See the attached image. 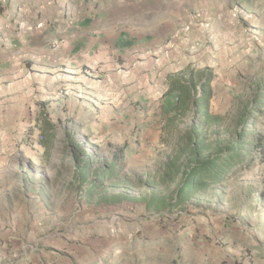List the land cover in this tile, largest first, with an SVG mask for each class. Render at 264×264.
<instances>
[{
    "label": "rangeland",
    "instance_id": "374dc122",
    "mask_svg": "<svg viewBox=\"0 0 264 264\" xmlns=\"http://www.w3.org/2000/svg\"><path fill=\"white\" fill-rule=\"evenodd\" d=\"M0 1L1 86L31 66L20 48L1 40L25 29L28 18L36 25L61 23L68 14L51 10L80 14L91 1L94 9L126 14L151 0ZM164 3V9L167 3L181 6L187 21L197 12L212 21L219 119L205 128L196 122L194 129L188 118L136 124L129 137H114L121 127H112L105 143L67 125L0 200V264H178L187 249L212 243L228 223L237 233L249 232V242L264 240V162L229 172L220 182L199 180L190 196L184 197L187 188L180 194L198 153L214 156L235 141L252 151L251 132L264 128V0ZM141 106L136 102L134 113L144 117ZM68 133H75L71 143ZM116 194L123 197L116 201Z\"/></svg>",
    "mask_w": 264,
    "mask_h": 264
},
{
    "label": "crops",
    "instance_id": "0c3cea01",
    "mask_svg": "<svg viewBox=\"0 0 264 264\" xmlns=\"http://www.w3.org/2000/svg\"><path fill=\"white\" fill-rule=\"evenodd\" d=\"M164 2H144L126 14L106 5L94 9L92 1L80 14L53 9L52 14L67 13L68 20L37 26L28 18L25 29L1 37L5 46L20 48L31 66L14 71L0 86V200L28 163L50 148L41 142L46 115L58 129L53 145L67 125L105 143L112 127H121L114 137H129L136 124L153 126L172 118L178 92L164 96L168 76L189 65L213 68L216 50L210 17L184 31L182 7L167 3L164 9ZM212 87L209 108L218 115L214 80ZM136 102L142 103L144 117L134 113ZM229 224L212 243L187 249L178 264H264V240L249 242V232L237 233Z\"/></svg>",
    "mask_w": 264,
    "mask_h": 264
},
{
    "label": "trees",
    "instance_id": "16d2710c",
    "mask_svg": "<svg viewBox=\"0 0 264 264\" xmlns=\"http://www.w3.org/2000/svg\"><path fill=\"white\" fill-rule=\"evenodd\" d=\"M0 1V12L3 11ZM216 74L213 68H198L192 65L185 67L177 73L168 76L169 89L164 96H169L172 92H178V98L173 106V121H181L185 118L191 120V127L194 129L196 122H201L203 128L208 127L219 119V115L210 112V100L213 96L212 82ZM57 127L52 123L47 115L43 119L41 132V142L44 146H50L57 138ZM247 132V131H246ZM253 138L249 139V146L252 151L246 152L242 148L243 141H235L220 148L214 156L201 157L197 154V163L191 166L186 175L185 188L188 192L184 197L190 196L191 192L197 189L199 180H212L220 182L227 173L233 174L247 170L256 161L264 162V132L253 129ZM68 141L71 143L76 137L75 133H68ZM194 138V137H191ZM246 153V154H245ZM204 186V185H199ZM264 196V191L262 193ZM123 196L116 194L114 199L119 201ZM178 200L182 201L183 198Z\"/></svg>",
    "mask_w": 264,
    "mask_h": 264
},
{
    "label": "built area",
    "instance_id": "2783aa9c",
    "mask_svg": "<svg viewBox=\"0 0 264 264\" xmlns=\"http://www.w3.org/2000/svg\"><path fill=\"white\" fill-rule=\"evenodd\" d=\"M203 17H204V13L203 12H197V13L191 15L189 20L187 21V23L183 27L184 31L190 30L196 23H199L198 19L199 18L201 19ZM203 24L208 25L209 23L208 22H203Z\"/></svg>",
    "mask_w": 264,
    "mask_h": 264
}]
</instances>
